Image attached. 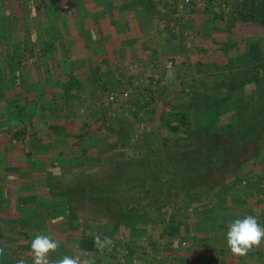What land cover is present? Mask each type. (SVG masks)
<instances>
[{
	"label": "rangeland",
	"instance_id": "1",
	"mask_svg": "<svg viewBox=\"0 0 264 264\" xmlns=\"http://www.w3.org/2000/svg\"><path fill=\"white\" fill-rule=\"evenodd\" d=\"M92 1L94 0H80L81 9L85 14L82 19L83 26L93 31L91 38L93 35L94 37L103 36L107 30L112 32L111 27H106L103 20L100 18L96 20L99 15L96 13L98 8L95 6H101L102 2L100 0ZM130 1L132 6H134L133 2H136V7L144 9L146 15L156 18L148 20L150 25H146L144 28L147 34L166 33L159 37L158 52L161 54L151 55L149 53L147 55L146 50L136 56L135 51L128 54L118 51L116 53L120 55L117 56L116 63L112 64L110 57L104 55L106 53L104 48H98L97 43L92 41L90 44L88 43V46L93 57L87 61L86 71L77 75L80 78L77 84L73 83L70 76V67L75 66L77 60L70 57L60 59L62 76L67 82L58 87V91L61 93H56V95L62 96V102L59 101V98L55 100L57 104L63 103V105H59L61 108L56 109L58 106H55L54 109L51 108L53 106L50 102L51 99L47 100L48 97L44 95L39 108L30 104V106H26L24 112L20 111L25 120L31 119L35 125L41 118L39 116L46 115L45 118H52L54 113L57 114L60 121L56 122L55 126L62 127V129H58V133L51 143H55L63 149L72 145L68 135L78 132V130H74L79 128L84 132L83 138H81L84 143L78 145L73 142L72 145V147L79 148L77 149L78 158L76 156L72 164L64 163L63 175L46 174V177H63V182L56 186L61 188L59 195L65 198L62 203L64 204V214L53 223L52 229L56 230L58 226L65 229L66 225H63L65 221L68 226L70 224L76 226L74 234L78 238L71 243L76 247L73 249V256L80 251L86 252L87 257H82V259H90L93 264H137L140 259L144 261L147 257L151 258L152 252L162 250V244H164L162 240L168 239V236L182 235L181 226L187 222L188 209L212 207L210 204L214 198L225 205L228 197H230V201H235L231 194L235 191L233 195L237 196L238 190H242L245 181L253 180L251 187L256 192L260 186L262 190L261 179H264V126L256 132L254 131L259 143L256 146H261L254 154V159L231 173L229 168L224 169L223 167L226 173L222 188L213 187L217 179L214 171L218 168V166L214 168V162L194 165L200 159L191 160L192 153L183 156L185 152L189 153L196 149V145L193 143H198V140L202 139V135L207 134L204 131L206 130L205 126L199 121L197 112L199 107L211 97L222 100L231 96L232 100L236 99L243 103L241 108H235L231 102L228 103V114L219 117L217 122L219 131L214 135L213 142L225 145L234 143L248 133L252 124L257 126L259 121H264V93L261 92L260 97L258 96L260 87L264 92V28L258 24L242 22L238 13L244 6L249 7L252 1ZM171 4H176L174 15L177 22L182 23L184 19L181 16L182 13L187 12L190 18L189 13L191 12L192 15H196L197 19L208 20L207 32H204L201 27L198 29L197 26H193L191 22L185 26V30L181 31L180 35H177V32H174L173 37L168 34L167 26L163 23L165 18L160 15L163 10L160 8ZM111 6L113 5L109 7ZM4 26L8 28L6 31L9 40L8 51L5 54L0 53L8 65L13 59L15 64L22 65L19 66L21 69L24 65H29L32 61L39 59L35 52H31L28 58L23 57L24 50L18 48L21 43L17 42V39L20 38L12 33V31L23 32L27 38L32 36L31 39L35 42L46 36L48 31H43L45 19L41 15L39 0H0V29ZM3 35L6 34H2L0 31L2 40ZM255 43L259 44L263 55V60L257 69L243 59L250 46ZM3 46V42L0 43V49ZM71 48L76 54L79 52L78 46ZM3 58H0V65H2ZM20 59H24L25 62L23 60V63L19 64ZM179 59L180 61L172 70L166 69L168 62ZM257 72L261 85L258 84V80H255ZM242 74H245L248 79H245ZM17 75L16 81L22 83L24 81L22 69L17 72ZM42 76L32 72L26 82L32 84V87H35V83H37L36 90L38 92L44 91L49 93L48 96L52 95L54 83L51 80L47 82ZM247 80L248 83L239 85L240 81ZM8 81V73L3 70L0 74V90L3 95L6 93ZM231 82H238V86L234 87L229 94ZM17 91L22 92L21 89ZM125 92L129 94L127 99L120 100L118 103L109 102V97L112 94ZM25 94H27L26 91ZM17 103L15 101L9 107L19 108ZM232 108L241 111L246 109L247 111L242 112V120L237 131L226 134L225 131L233 123L230 112L233 111ZM178 110L188 113V120L191 119L194 122L195 132L190 133L185 126H181L178 133L168 129L167 116ZM5 114L6 111L1 110L0 118ZM21 115L16 119L8 116V121H0V142L6 147L2 151L3 155H0V161L8 162L14 158L13 162H15V158L20 160L24 154L31 151L36 156V152L42 148V141L33 142L31 147L39 149L36 151L27 146V143H13L12 124L17 123ZM176 119L179 123V117L175 118V121ZM21 121H23L22 118ZM66 132H69L68 135ZM215 148L216 145L212 150ZM252 152L254 153V151ZM208 153H210L209 150L205 152V154ZM251 153L248 154L251 155ZM39 156V159H43L41 155ZM217 161L221 164L224 162L219 158ZM188 165L192 167L188 168ZM193 165L197 166L195 170ZM72 167L74 168L72 169ZM168 169L170 172L176 170L175 173L183 175L181 174L182 176L180 175L178 180L172 184L161 183L160 179L151 178L163 175L164 172L169 171ZM112 174L117 175L118 178L122 177L121 181L123 179V182L106 179ZM25 176L31 180L39 177L36 174L33 175L32 172ZM142 178L146 179L145 183L141 182ZM205 181L210 186L204 187ZM48 184L49 189L53 188L54 181L48 180ZM50 184H52L51 187ZM180 189L184 195H177V191ZM261 190L258 197L263 200L264 195ZM240 193L242 194L243 191ZM166 197L169 198L167 201H165ZM142 198H144L145 204H148L151 198L156 199L159 215L155 216L151 211L148 215L142 214V216H150L152 220L148 217V225H145L139 233L133 232L131 228L128 229L125 226L115 227L114 223L101 220L102 218L99 217V212L108 211L112 206L118 208L127 200L138 201ZM241 199L243 200V198ZM161 200H163L162 203L159 202ZM28 218L31 220V217ZM256 218L261 226L264 225V218L261 214H256ZM26 223L35 228L36 224L32 220ZM42 233L51 237L54 235L52 232ZM96 234L101 235L102 238L109 237L112 241L103 251L98 249L94 243ZM29 235L32 240L35 238V234L30 233ZM159 254L160 252L153 259L162 260V256ZM51 257L54 259L60 255L55 252L51 254ZM16 260L18 261V259ZM161 260L155 264H165ZM17 261H11L4 255L0 256V264H17ZM221 263V261L217 262V264Z\"/></svg>",
	"mask_w": 264,
	"mask_h": 264
},
{
	"label": "crops",
	"instance_id": "2",
	"mask_svg": "<svg viewBox=\"0 0 264 264\" xmlns=\"http://www.w3.org/2000/svg\"><path fill=\"white\" fill-rule=\"evenodd\" d=\"M100 1L102 2L101 6H95L98 8L96 13L99 15L96 20L99 18L103 20L106 27H111L112 32L107 30L103 36L94 37L93 35L91 38L90 36L93 31L83 26L82 19L85 14L83 13V9H81L80 0H39L41 15L45 19L43 31H48L46 36L35 42L30 37L27 38L23 32L13 34L22 40H27L29 43L33 42L34 45L37 44V48L43 52H45L44 48H49L47 51L49 50L48 53L51 56L48 55L46 57L47 60L42 59L40 61L36 59L29 65L23 64L24 66L21 69L24 81L22 83L16 81L17 72L21 70L19 66L22 65L15 64L14 61L12 66L6 62L1 63L0 74L3 70L6 71L9 81L5 95L0 90V111H6V114L0 118V121H8V116H11L12 119L20 117L21 112H24L26 106H30V104L39 108L44 95L48 97L47 100L50 101L51 99V105L53 104L51 108L54 109L56 108L55 106H58L56 109L61 108L59 105H63V103L57 104L55 100L59 98V101H61L62 96L56 95V93L60 94L61 91H58V87L62 83L67 82L64 76H62L60 59L70 57L73 60H77L76 65L70 67L71 79L74 84H77L80 79L77 75L84 70L86 71L88 68L87 61L93 57V53L88 46V43L90 44L92 41L97 43L98 48H104L106 51L104 55L110 57L112 64L116 63L117 56L120 55L116 53L118 51L127 52L125 54L135 51L136 56L146 50L147 55L149 53L151 55H158L160 53L158 52L159 37H161V34L166 33L160 34L158 32L152 35L147 34L144 29L146 25H150L148 20H155V17L146 15L143 11L144 9L136 7V2H133L134 6H132L130 0ZM92 2H95V0ZM110 5L115 7H109ZM175 6L176 4H171L160 8L163 10L160 15L165 18L163 23L167 26L168 34L173 37L174 32H177V35H180V32L185 30V26H188L191 22L193 26H197L198 29L201 27L204 32H207V28L209 27L208 20L197 19L196 15H192L191 12L189 13L190 18L187 12L182 13L181 16L184 17L182 23L177 22L178 20L174 15ZM114 30L117 31L113 32ZM127 43L128 45H126ZM74 46L79 47L77 54L72 51L71 47L74 48ZM30 53L31 51L26 55L24 53L23 57L28 58ZM37 57L39 58L38 55ZM18 63L21 64L20 62ZM32 72H36L39 76L43 75L42 77L47 82L51 80L54 83V91H52V95L50 94L51 97L50 95L48 96L49 93L47 92H38L36 90L37 83H35V87H32V84L26 82ZM19 89L22 92H18L17 90ZM25 91L27 94L24 95ZM15 101L18 102L17 104L20 107L10 108L9 106L14 104ZM6 102L8 103L7 106ZM56 115L54 113L52 118H45L47 117L46 115L39 116L41 118L36 125L33 120H25L24 115H21L23 121L20 118L17 123L12 124L13 133L11 134V138L13 143H27L26 145L33 149L31 146L34 141H42V148H40L41 150L33 149V151L39 150L36 152V156L31 151L24 154L20 160L15 158V162H13L14 158L8 162L5 160L0 161V248L4 249L3 255L9 257L11 261L23 258L27 264H32L30 254L32 237L29 235L30 233L52 232L54 234L52 237L59 242L56 254L60 255V257L63 255L73 256V249L76 248L74 244H71L78 238L74 234L76 226L74 227L70 224L69 227L64 220L66 222L63 223V225H66L65 229L62 226H58L56 230L52 229L54 227L52 226L53 223L64 214V204L62 203L65 201V198L59 195L61 188L59 189L56 186L63 182V177H46V174L60 176L64 174V163L72 164L73 159H76V156L78 158L77 149L79 148L72 147V145L73 142H76L78 145L84 143L81 141L84 132L79 130V128L74 130H78V132L73 134L74 136L68 135L69 132H66L69 140L72 141V145L69 148L63 149L55 143L52 144L51 141L57 135L58 129H62V127L55 126L56 122L60 121V118ZM5 148L0 142L1 156ZM39 155L43 159H39ZM31 172L33 175L36 174L39 177L34 180L26 178L25 175ZM48 180L54 181L53 188L51 187L52 184H50L51 188H48ZM252 181L251 179L245 181L241 188L242 190H238L237 196L236 194L233 195L235 191L231 194L235 201H230V197H228L227 204L222 205L220 201L214 198L210 204L212 207H198L196 210L193 208L188 209L187 222L181 226L182 235L168 236V239L162 240L164 244H162L161 251L152 252L151 258L147 257L144 261L140 259V261H137V264H155L156 262H160L161 259H153L159 252V255L162 256L161 262L165 264H217L219 261L222 262L221 264H264V242L259 247L251 249L244 256L234 255L226 243V232L228 225L232 221L243 219L247 215L256 217V214H261L264 218V199L260 200L258 197L261 186L254 192L255 190L251 187L253 185ZM261 181L263 184L261 191L262 195H264V179H261ZM240 191H243V193L241 194ZM28 217H31L32 222L36 224L35 228H32L31 225L28 226L29 223H26L31 222ZM29 260L31 261L29 262Z\"/></svg>",
	"mask_w": 264,
	"mask_h": 264
},
{
	"label": "trees",
	"instance_id": "3",
	"mask_svg": "<svg viewBox=\"0 0 264 264\" xmlns=\"http://www.w3.org/2000/svg\"><path fill=\"white\" fill-rule=\"evenodd\" d=\"M252 3L251 5L248 6H244L243 8H241V10L238 12L239 13V19L242 22L245 23H252V24H258L260 27L264 28V0H251ZM0 31L2 32V34H6L3 35V40L0 43L3 42V47L0 49V52H2V54L6 51H8V42L9 40L7 39V32L8 28L6 26L2 27L0 29ZM12 33H15V31H13ZM31 39V38H30ZM5 41V42H4ZM17 42H20L21 45L20 47H18L19 49L23 48L25 55L28 52H36V54L39 56V60L41 61L42 59L45 60L46 57H48V55H50L47 51V49L49 48H44L45 52H43L42 50L38 49L36 45L33 44V42L29 43L27 40H22V39H17ZM38 49V50H37ZM1 54V53H0ZM0 56V58H3V56ZM263 55H262V51L259 49V44L255 43L252 44V46H250L246 57H244L243 59H245L249 64L253 65L255 69L258 68L260 62L263 60ZM47 60V58H46ZM3 63H5L4 58H3ZM13 59L10 60V65L13 64ZM20 63H22V59H20ZM253 66H251L253 68ZM247 74V72H246ZM244 76L245 79H248L245 74H242ZM255 80L258 82V84L261 85L260 79H259V74L258 72L256 73L255 76ZM248 83V80L243 82L240 81L239 85H243L244 83ZM238 86V82H231L230 83V90H229V94H231V90H233L234 87ZM262 87H260V90L258 91V96L260 97L261 92L264 93L262 90ZM231 102L233 104V107L237 108V107H242L243 103L240 102L239 100H232L231 96L230 98H225L222 100H216V99H212L209 98L207 99V102L205 104H203L202 106L199 107L198 110V117H199V121L200 123L202 122V125L205 126L204 130L205 132H207V134L202 135V139L198 140V143H193V145H196V149L191 150V152H185L183 154V156H188L189 154H191L192 158H190L191 160L193 159H200L199 161H197L196 164L194 165H200V164H208V163H212L214 162V168L215 166L218 168L214 171L216 172L217 175V179L214 182V188H222V184L225 181L224 180V176L226 171L223 170L226 168H229V172H234L240 169V167H243L246 163H248L249 161H251L252 159H254V154L257 153V149H260L258 145V139L256 138L255 132L260 128L264 126V121H259L257 126L255 124L251 125L250 128V132L248 131V133L244 134L242 139L237 140L234 143L225 145V144H221L220 142H213V137L214 135H216L218 133L219 130L218 126H217V122L220 116L226 115L228 114V109H227V105L228 103ZM233 111L231 112V118H232V125L229 129H227L225 131V133H234L235 131H237L238 127L240 126V122L242 120V115L243 113H245L247 110L245 109L244 111L239 110H235L232 108ZM239 114H238V112ZM243 112V113H242ZM179 117V123H177V119L175 121V118ZM188 113H182L181 110L176 111L175 113L169 114L166 118V125L168 127V129H170L171 131L178 133L180 132V128L181 126H185L187 129H189L188 131H190V133L195 132V128L193 127L194 122L188 120ZM199 123V124H200ZM231 130V131H229ZM255 131V132H254ZM254 132V133H253ZM194 136V135H191ZM204 139V140H203ZM215 141V140H214ZM214 145H216L215 150H212ZM252 145V147H250ZM231 149V150H230ZM209 150L210 153L205 154V152ZM230 150V151H229ZM254 151V153L251 152ZM229 152V153H228ZM227 153V154H226ZM248 153H251V155H249ZM248 154V155H246ZM253 155V156H252ZM219 158V160H223V164L219 163L217 161V159ZM184 162V161H183ZM194 170L195 168H197V166H194ZM169 166V165H168ZM192 167L191 165L187 166ZM213 168V169H214ZM169 170V169H168ZM188 170V169H187ZM176 170L170 172V170L168 172H164L163 175L161 176H156V177H151L154 180H159V182H164L167 184H172V182H175V180H178L179 176L182 174H178L175 173ZM115 174V173H114ZM183 175V174H182ZM181 175V176H182ZM107 177V176H106ZM149 177V175H148ZM122 178V177H121ZM121 178H118L117 175H111L109 176L110 181H119V182H123V179L121 181ZM143 179V180H142ZM141 182L145 183L146 179H148L146 177V179L142 178ZM140 181V180H139ZM138 181V182H139ZM140 182V183H141ZM206 182V181H205ZM203 183L204 187H208L210 186L209 184ZM131 185H133L131 183ZM177 195L183 194L182 189L177 191ZM168 196V195H167ZM167 198V197H166ZM169 198L165 199V201H167ZM149 200V199H147ZM150 201V200H149ZM154 201L155 203L151 202ZM151 201L148 202V204H145V200L144 198L139 199L138 201L136 200H127L126 202L122 203L118 208H116V206H112L110 209H108V211L105 212H99L100 216L102 219L101 220H107L111 223H114L115 227H119V226H125L128 229H132L133 232H141L142 228L145 225H148V217L150 216H142V214L144 215V213H146L147 215L149 214V212L151 211V213L155 214V216L159 215V208L156 206V199H152ZM163 200L159 201L160 203H162ZM158 202V203H159ZM159 203V204H160ZM148 211V213H147ZM97 213V212H96ZM150 219L152 220V218L150 217Z\"/></svg>",
	"mask_w": 264,
	"mask_h": 264
},
{
	"label": "clouds",
	"instance_id": "4",
	"mask_svg": "<svg viewBox=\"0 0 264 264\" xmlns=\"http://www.w3.org/2000/svg\"><path fill=\"white\" fill-rule=\"evenodd\" d=\"M264 242V227H262L255 216L247 215L243 219H236L228 225L226 232L227 247L234 255L244 256L254 247H259ZM94 243L98 249H103L112 243L109 237H101L96 234ZM59 248V242L43 233H36L31 241L32 264H93L87 258V253L80 251L74 256L63 255L52 258L51 254ZM4 249L0 248V256H3ZM17 264H27L25 259L20 258Z\"/></svg>",
	"mask_w": 264,
	"mask_h": 264
},
{
	"label": "built area",
	"instance_id": "5",
	"mask_svg": "<svg viewBox=\"0 0 264 264\" xmlns=\"http://www.w3.org/2000/svg\"><path fill=\"white\" fill-rule=\"evenodd\" d=\"M180 61V59L179 60H172V61H170V62H168L167 64H166V69L167 70H172L175 66H176V64L178 63ZM129 97V94L128 93H120V94H112L110 97H109V102L110 103H118L120 100L122 101V100H125V99H127Z\"/></svg>",
	"mask_w": 264,
	"mask_h": 264
}]
</instances>
